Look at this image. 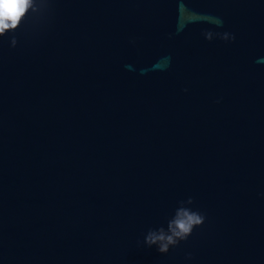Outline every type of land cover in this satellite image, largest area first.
I'll list each match as a JSON object with an SVG mask.
<instances>
[{"label": "water", "instance_id": "1", "mask_svg": "<svg viewBox=\"0 0 264 264\" xmlns=\"http://www.w3.org/2000/svg\"><path fill=\"white\" fill-rule=\"evenodd\" d=\"M181 202L204 223L148 247ZM0 264H264V0H33L0 36Z\"/></svg>", "mask_w": 264, "mask_h": 264}, {"label": "clouds", "instance_id": "2", "mask_svg": "<svg viewBox=\"0 0 264 264\" xmlns=\"http://www.w3.org/2000/svg\"><path fill=\"white\" fill-rule=\"evenodd\" d=\"M32 7L33 0H0V36L16 30ZM225 38H228L227 35ZM15 43L16 40L13 38V46ZM186 203L191 205L193 201L189 198ZM184 205L185 202H181V206L176 209L174 216L168 221L167 229L160 227L147 232L144 243L148 247L155 246L159 253L167 254L170 248L187 240L193 229L204 223V217L199 212Z\"/></svg>", "mask_w": 264, "mask_h": 264}]
</instances>
